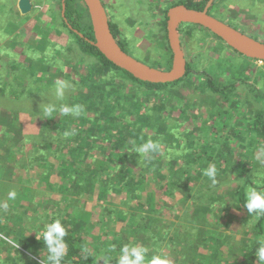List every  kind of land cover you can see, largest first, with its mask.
Instances as JSON below:
<instances>
[{"label":"trees","instance_id":"16d2710c","mask_svg":"<svg viewBox=\"0 0 264 264\" xmlns=\"http://www.w3.org/2000/svg\"><path fill=\"white\" fill-rule=\"evenodd\" d=\"M139 1L142 2V0ZM253 1H256L257 3L264 2V0ZM103 2L107 7L106 2L104 0ZM217 2L218 0H216V3ZM207 3V0L201 2L194 0H182L174 2L173 4H186L191 8L204 9ZM62 6L63 0H60V10L57 11L51 8L50 11L52 18L56 21H60L61 27L71 35V40L67 47L54 42L58 45V49L56 50L57 56H63L67 62L70 59L69 53H74L75 55L78 54V57H80L82 61L80 64L77 62H75V64H79L81 67L84 61L88 62L92 57L95 58L93 65H88L86 63V65L82 67L86 69V73L82 74L80 80H75L72 75H67V73L64 74L65 80L68 79L76 85L74 87V91H78V93L80 91L81 94H66L64 95L65 98L60 100L56 95V90L52 91V88L49 90L48 87L44 88L43 86H39L37 84L28 88V85L22 84L19 80H17L19 86H26V88L24 87L23 92L15 97L9 96L14 102L15 107L21 108L28 104L26 109L32 110L37 108L40 110L37 113V119L34 120L35 123L41 126L39 133H34V131L25 132L24 129L19 126L21 124V119H16V112L14 110L13 112H10L9 108H7L9 106L2 103L0 94V149L3 150V153L0 154V179L10 180L11 176H13V179L18 177V174L14 175L13 172L17 166V162L23 160L28 164L30 171H33L35 175L41 176L42 180L47 181L50 184V181L48 180L52 173L48 171L46 172L45 166H54L51 162L52 160L50 159L49 154L57 153L58 158L62 159L61 163H64L62 171L63 175H68L70 177V179H68V182L71 184L70 186L76 188L74 192L76 194H84L87 192L92 193L95 187L98 186L100 189L99 196L104 199L105 206L108 209V215L111 216L108 221L110 229L106 230L105 234L107 237L105 239L102 237L103 235H94L93 239L86 240L87 237H83L86 235L84 232L81 233V229L84 227L87 232H89L97 225V222L92 220V212L90 210L82 207L78 211L72 213L70 212L69 217L71 218L66 216L69 212H66V210L63 215H50V221L47 223L52 222L54 219H60L67 232V235L64 238L67 244V252L62 264H105L106 260L108 264H117L120 249L125 244L138 245L139 242L147 244L149 240L157 239L158 241L153 243L155 246L161 243L160 238L166 240V234L170 233L167 232L168 230H164L163 233L162 226H156L152 223L150 226L148 223L143 224L142 221L137 222V220H134L135 214H130L128 216L127 214L129 212L120 208L121 205L133 207L135 201H138L140 210H144L146 208H149L151 211L158 210V203L154 200L155 194L150 192L148 195H144L145 189L147 188V181L145 180L144 174L142 178L139 179V174L135 173L132 165L126 164L129 159H126L124 154L117 152V149L120 147L128 146V148H130V139H132L130 135L132 133H135L133 137L137 140L136 142L139 146L149 140L153 141L157 145L155 151L149 152V155L146 157V163L148 164V167H150L157 163V161H159L160 164L167 162L168 173L165 174L163 171L161 172L162 168L159 166V173L157 172V174L165 181V194L167 196H173L176 194L175 198L172 200L177 206L183 205L186 201L191 200V194L188 193L190 183L192 181L197 182L199 178L202 179L203 182V180L207 177L204 175V171L212 163H214L216 168V177H219L221 174L222 178L225 176L222 183L220 181L222 186H227L230 189V185L236 184V187L233 189V192H230V194L233 199V204H237L238 207L243 206L244 208L246 192L249 187H254L257 190L264 191V165L262 163V161H264V155L261 157L257 156L258 152L262 150V146H264V83L259 89L253 86L258 104L256 106L254 105L255 111L252 109L248 115H246V117L254 115L248 118L249 122L248 120L246 121L248 124L253 123L254 125L253 128H250V131L255 132L252 134V140L255 141L259 136L263 137L259 144L253 147V153L251 156L246 158H244V156L243 158L237 157L230 146L232 143L230 135L228 133L225 134L226 132L219 133L218 127L213 126H221V122H217V119L215 118L216 115L214 114L215 119L212 123L210 121L206 122L201 120V122L198 121L197 126L191 129V131L188 129L182 133L186 137V140L192 139L190 141H186V144L193 150H196L195 155L197 158H190L188 168L186 165L178 167L176 163L179 158L171 154V149L169 147L170 145H173L172 143L174 141L182 138L180 135L181 132L179 130V125H184L185 122L183 123L182 121L183 113L186 106L190 108L191 105L189 102L185 103L181 100V95L176 87L193 74L191 72L192 65L188 64L186 75L175 82L151 83L137 79L129 72L117 67L95 44H93V42L96 41V38L88 7L83 0H65V16L62 12ZM168 10L169 9H166L165 11L167 16V31L165 33V38L168 43L167 47L171 51L170 43L168 41L167 28ZM13 11L14 8L10 9L9 13H12ZM85 17L88 18L86 27L82 24V20ZM189 24L196 25L192 23ZM239 24L240 25L235 24L236 26H233L238 29H242L243 24L240 22ZM110 25L113 34L126 52H130L135 57L147 63H151L155 67L162 69H170L172 67V60L164 53L161 54V58L157 60H153L152 53H149L148 57L153 62H150L146 58H140L141 56L139 55L137 56L135 54L136 52L134 50L132 40L124 37L126 35L123 33L120 24L114 22L110 18ZM190 25H185V29L187 27H190L191 29L189 31L186 29L185 33L186 35L188 33L191 36L193 35V32ZM45 28H47L46 25ZM208 31L210 32V30ZM251 32L254 33L255 31L251 30ZM212 35L218 37L213 33ZM49 40L50 42H53V40ZM43 41H45V39ZM43 41H35L34 38L31 42L33 44H38ZM230 48L233 49L232 47ZM30 50L32 51L31 53L33 56L28 58V66L22 68L21 71L23 72L24 69L28 70L29 74H33L30 75L31 77L34 76V78L38 79H42V77L38 75L39 72L48 75V79L43 80L48 85L52 84L53 81L58 82V74L62 72L64 73V68L61 69V64H55L56 70L52 73L51 68L54 66V63L50 62L46 56H43L46 49L38 50L31 48ZM233 50L238 53L235 49ZM234 61L236 60H232V66L235 64ZM241 65L244 66L242 63ZM18 68L19 64H11L10 66H2L1 70H15L18 72ZM31 71L36 72L32 73ZM111 73L112 75L109 77ZM240 73L242 72L240 71ZM121 74H124L133 81H136L139 85L143 86L148 93L150 91L151 93L144 97L135 96L134 98H131L133 97L131 94L124 95L123 90L121 89L122 87H119V84L121 85L122 83L116 82L118 79L117 77ZM243 77L244 80H246L245 78L247 77L244 75ZM9 79L10 77H7V80ZM202 80V90H205V93L207 92L206 95H209L210 99L215 100L216 104V95L222 96L225 99H230L232 91L236 88V84L234 82L227 83L219 81V79L215 78L213 73H209L208 71L204 72V78ZM91 81L97 82V90H95L94 85L91 86L88 84ZM117 87L119 96L114 102L111 101V96L117 91ZM198 90L201 91V89ZM105 94L108 95V98L104 96ZM84 96L87 100H89V103L82 100ZM173 100L182 102V105H185V108H183L184 111H182L178 118L175 111V108L178 107H176ZM126 102H129V105H127ZM49 104L56 107V111L51 114L44 111L45 107ZM61 104H79L82 106L81 114L79 116H73L70 114L63 115L60 112ZM98 105H105L106 109L108 107L115 109L114 116H109L108 109H98ZM92 108H94L96 112L87 116V112L91 111ZM162 115L164 116L165 121L160 119ZM198 119L201 118L199 117ZM177 120L182 122H179L178 125ZM18 122L19 125L17 124ZM159 126H162L164 132L160 133L158 131ZM208 131H215L218 135L209 136L207 134ZM65 133L70 134L65 136ZM163 133L164 135H162ZM106 134H109L111 139L116 141L114 150H111L110 152L109 160L120 163L109 167L105 166V162L103 160L97 163V156L95 154L100 144V141L98 140L99 135ZM205 135L209 137L207 138V141H199L202 140ZM33 139H35V141L36 139H40L42 143L46 141L47 144H50V151L43 154L40 149L36 150V147L41 146V143L35 145L33 143ZM163 141L165 142L163 143ZM53 142H55L56 145H62V148H53ZM16 145L19 148L22 145L20 149L22 152L21 156H18L14 151ZM161 146L164 149L165 155H163V152H159ZM174 146L181 147V144H175ZM246 146L247 144H245V147ZM61 149H64V151ZM175 151L179 150L176 149ZM137 155L139 154L137 153ZM164 158L169 159V161L166 159L163 161ZM131 162L133 165H140L137 157ZM70 170L78 172L79 176H75L74 174L70 175ZM103 170L104 173H102ZM109 171L110 173H108ZM230 173L233 177L229 176ZM105 174H108V177L110 178L116 176L114 178L116 180L114 183L121 184L119 189L113 187L112 184L106 183L107 181L103 178V175ZM112 180L109 182H112ZM3 184L5 185V183ZM203 186L204 184L199 187L202 188ZM112 189H117L120 194L126 193V198L123 199V197L120 200L121 203L116 202L115 200L110 201L108 199L110 196L109 190ZM26 191L27 190L19 184L17 186L10 185L5 200L0 201V233L3 234V236H0V255L4 250L2 242L9 245V241L12 242L14 240L19 242L23 248L30 251L31 255L27 256V253L25 252H20V255L23 254L26 257H14L13 255L8 254L5 258L0 257V264H5L6 262L9 264H23V260H27L28 264H43L39 258L44 257L45 260L47 256V249L45 248L44 242L37 239V233L39 234L38 238L42 239L44 229L40 231V228H38L37 233L29 235H24L23 232L15 229L18 218L23 217L24 215V212L20 209V207L23 205L22 202L24 197L27 198ZM4 192H6L5 189ZM11 192L16 193L15 199L9 198V193ZM195 197L196 199H194V201H197L198 203L194 205V207H191L193 212L190 213L188 211L189 207H187V211H185L184 216H182V218L188 223H186V225L181 224V231H176L171 238L176 239L185 234V238L183 239L184 241L188 240V236L195 237V239H197L196 241L201 245L204 246L205 244L208 249L211 248L209 251L211 256L206 258L205 253H200L196 250L193 251L189 248L183 255H181V257L184 256L185 259L181 260L180 258V261H185L184 264H188V262H191V264L259 263L255 256V249L258 247L257 241L264 238V214H248V220H252L249 223H251L254 227L255 237L248 240L247 243L240 248L242 253L240 258L228 261V258L222 256V248L225 246L222 238L215 239L213 230L209 228H212L213 224L208 223L209 227H206L201 225L200 220L196 221L199 218V213L203 211L207 214V212L211 210L213 200H223L224 196L217 192L208 195L204 191L198 190L197 188L195 190ZM66 200L69 202L68 205L70 209L73 200L68 198ZM5 205H7V207H5ZM225 207L227 208V206ZM146 210L148 211V209ZM245 211H247L246 208ZM194 213L196 216L193 219ZM138 218H144V216H139ZM117 220L129 222L131 227L129 228V225H127L126 234L124 232L125 230L120 232L115 231V226L113 224ZM156 221H158V219ZM101 224H105V221ZM148 233L152 234V236H148ZM4 237L11 240L5 241ZM183 241L180 243L181 246ZM214 242L215 245L213 246ZM151 256L152 253L148 252V258ZM198 257H200L199 262H197ZM222 261H224V263H221Z\"/></svg>","mask_w":264,"mask_h":264},{"label":"rangeland","instance_id":"374dc122","mask_svg":"<svg viewBox=\"0 0 264 264\" xmlns=\"http://www.w3.org/2000/svg\"><path fill=\"white\" fill-rule=\"evenodd\" d=\"M104 1L107 5L106 8L109 18L120 24L123 33L126 35L124 37L132 40V43L134 44V50L136 52L134 53L137 56L139 55L141 56L140 58H146L150 62H153L148 57L149 53H152L153 60L161 58V54L164 53L169 56L171 60L173 59V53L167 47L168 43L167 39L165 38V33L167 31V16L165 11L174 5V2H179L182 0H142V2L139 0ZM194 1L201 2L204 0ZM208 1L209 0H207V2ZM18 2L19 0H0V29H4L8 32V34L12 33L10 38H15V41L17 42V45L13 47L14 52H12L11 47L7 44H0L1 101L4 105L9 106L7 108H9L10 112H13V110L16 112L15 118L18 120L21 119V124L19 125V122L17 124L21 126L25 132L34 131V133H39L41 126L35 123L34 120L37 119V113L40 110L37 108L28 110L26 109L28 104L21 108L15 107L14 102L10 98V96L15 97L16 95L22 93L24 87L26 88V86H19L17 80H19V82L22 84L28 85V88H31L34 84H37L39 86H43L44 88L48 87L49 90L52 88V91L57 89L58 82H63L68 85L64 89V95H72L73 93H78V91H74V87L76 85H74L68 79L65 80L64 74L67 73V75H72L75 80H80L82 74L86 73V69L82 67L86 65V63L88 65H93L95 58L91 56V61H84L81 67L79 64L81 63L82 59L78 57V54L75 55L74 53H69L70 59L67 62L63 56H57L56 50L58 49V45L55 43L67 47L71 40V35L61 27L60 21H56L54 18H52L50 11L51 8L57 11L60 10V0H32L33 8L29 13L23 14L20 9L9 13V10L12 9L15 4H18ZM239 7L240 10H237ZM214 9L216 12V17L221 19L219 16H225L227 17V20H221H224L232 25H235L236 23L243 20L244 25L242 26L249 31V35H254L257 38L260 37L259 39L264 41V2L257 3L253 0H218L217 7ZM246 19L248 22H246ZM87 21V17L83 18L82 20V24L85 27L87 26ZM45 25L47 28H45ZM185 25L190 24L182 23L180 25V28H182V30L180 29V33L182 35L181 41L186 59H191L190 65H192L191 72L193 74L181 82L176 88L179 90L181 100L185 103L189 102L191 106L190 108L187 106L185 108V105H182V102L173 100L176 107H178L175 108L177 118L180 116L182 111H184L183 108H185L182 116V121L183 123L185 122L184 125H179V122L182 121L177 120V124L180 126L179 130L181 132L180 135L182 138L180 140L174 141L172 143L173 145H170L169 147L171 149V154L179 158L176 165L178 167L186 165L188 168L190 164V158H197L195 155L196 150H193L186 144V141H190L192 139L186 140V137L182 133L188 129L191 131V129L197 126L198 121L201 122V120H203L206 122L210 121L212 123L215 118L217 119L218 123L221 122V126L212 125L218 127L219 133L226 132L225 134L228 133L230 135L232 142L230 146L237 157H249L253 153V147L259 144L261 139H263L262 136H259L255 141L252 140V134L255 132L250 131V128H253L254 125L253 123L248 124V118L254 115H250L248 117H246V115H248L252 109L255 111V106L258 104L253 86L257 89L263 86L264 61L248 58L245 55L235 52L222 39L212 35V33H210L208 29L204 27L190 25L192 27L193 35L190 36L188 33L186 35L185 30L188 29L187 31H189L191 29L190 27L185 29ZM246 30L243 31L246 32ZM251 30H254L255 32L251 34ZM30 37L35 38V41H43L44 39L45 41L38 44H33L31 42V44H27L25 46L27 39H30ZM49 39L53 40V42H50ZM31 48L38 50L46 49V52L43 56H46L50 62L54 63V66L51 68L52 73L56 70L55 64H61V69L64 68V73L62 72L58 74V82L53 81L52 84L48 85L43 81L48 79V75L39 72L38 75L41 76L42 79H38L34 78V76L31 77L30 75L33 74H29L28 70L24 69L23 72L21 71L22 68L28 66V58L33 56L31 53L32 51L30 50ZM25 59H27L26 63H24ZM234 59L236 61H234L235 64L232 66V60ZM19 62L24 64H19ZM75 62L79 64H75ZM241 63L244 64V66H242ZM11 64H19L18 72L15 70H1L2 66H10ZM206 71L213 73L215 78L219 79V81L227 83L234 82L236 84V88L234 91H232L230 99H225L222 96L216 95V104L215 100L210 99L209 95H206L207 92L205 93V90H202L203 88L201 86L203 81L202 79L204 78V72ZM240 71L242 73H240ZM31 72L35 73L36 71ZM111 75L112 73L109 75V77H111ZM243 75L247 77L245 78L246 80H244ZM7 77H10V79L7 80ZM117 78L118 79L116 82L122 83V86L119 84V87H122L121 89L123 90L124 95L131 94L133 95L131 98H134L135 96L144 97L151 93V91L148 93L143 86L139 85L136 81H133L124 74H121ZM88 84L91 86L94 85L95 90H97V82L91 81ZM198 89H201V91ZM78 94H81L80 91ZM104 96L108 98L107 94ZM118 96L119 92L117 87V91L111 96V101L115 102V99H117ZM82 100L89 103V100H87L85 96L82 98ZM126 103L129 105V102ZM99 108L101 110L108 109L110 117H113L115 114V109L110 107L106 109L105 105H98V109ZM89 112H87V116H90L89 114H93V112L96 111L94 108H92ZM214 114L216 115L215 118ZM164 115L166 116V114ZM199 117L201 119H198ZM160 119L164 120V116L162 115ZM247 120L248 122H246ZM158 131L160 133L164 132L162 126H159ZM134 134L135 133H132L130 135L132 138L130 139V148H128V146L120 147L117 149V152L124 154L126 159H129L126 164L132 165L135 173L139 174V179L142 178L144 174L145 180L147 181V188L145 189L144 195H148L150 192L155 194L154 200L158 203V210L151 211L149 208H146L148 211L146 209L140 210L138 201H135L133 206L134 208L126 207L125 205H121L120 208L127 210L129 212L127 214L128 216L130 214H135L134 220H137V222L142 221L143 224L148 223L150 226L151 223L156 226H162L163 233L164 230H168L167 232H170L166 234V240L160 238L161 243L158 245L154 246L153 244L158 241L157 239H151L147 242V244L139 242L138 245L147 247L149 249V253H152V255L159 252L160 250H163L164 254L168 257L170 264H184L185 261L181 262L180 258L181 260L185 259V257H181V255H183L184 252L189 248H191L193 251L196 250L200 253H205L206 258L211 256L209 253L211 248L208 249L205 244L204 246L201 245L196 241L197 239H195V237L188 236V240L184 241L183 239L185 238V234L176 239L171 238L176 231H181V224L186 225V223H188L182 218V216H184L185 211H187V207H189L188 211L190 213L193 212L191 207H194V205L198 203L197 201H194V199H196L195 190L198 188V190L204 191L208 195L215 192L220 193L224 196V199L213 200L211 210H209L207 214H205L203 211L199 213V218L196 221L200 220L201 225L206 227H209L208 223L213 224L212 228H209L213 230L215 239L222 238L223 244L225 245L224 248H222L223 257L228 258V261L240 258L242 255L240 248L245 243H247L248 240H251L255 237V231L253 225L249 223L252 221L248 220L249 213L245 211L243 206L238 207L237 204H233L232 202L233 199L230 192H233L236 184L230 185V189L227 186H222L221 183L225 177L224 176L222 178V174L215 178V184L212 183V180L209 177H206L203 182L202 179L199 178L197 182L192 181L190 183V189L188 193L191 194V200L186 201L183 205L177 206L172 200L175 198L176 194L173 196H167L165 194V181L157 174L159 171V166L162 168L161 172L163 171L165 174L168 173L167 162L160 164L159 161H157V163L148 167V164L146 163V157L149 155V153L146 156H141L140 154L137 155L135 149L139 145L136 142L137 140L133 137ZM207 134L209 136L218 135L215 131H208ZM162 135H164V133ZM207 138L209 137L205 135L202 140L199 141H207ZM33 140L35 145L41 143V146L36 147V150L40 149L41 153L43 154H46L50 151V144H47L46 141L42 143L40 139H36V141L35 139ZM98 140L100 141V144L97 151L95 152L97 156V163L103 160L105 162V166L107 167L120 164L109 160L110 152L111 150H114L116 141L112 140L109 134L99 135ZM164 142L165 141H163V143ZM175 144H181V147H176L174 146ZM245 144H247L246 147ZM52 146L53 148H62V145H56L55 142H53ZM21 147L19 148L17 145L15 146L14 151L18 156L22 155V152L20 151ZM176 149L179 151H175ZM61 150L64 151V149ZM2 151L3 150L0 149V154L3 153ZM159 152H163V155H165L162 146L160 147ZM49 155L50 159L52 160L51 162L54 164L53 167L45 166L46 172L48 171L52 173L48 180L50 181V184L49 182L42 180L41 176L35 175L33 171H30L28 164L23 160L17 162V166L13 172L14 175L18 174V177L13 179V176H11L10 180L0 179V197H2L0 198V201L5 200L10 185L17 186L19 184L27 190V198L24 197L22 202L23 205L20 207V209L24 212V215L23 217L18 218L15 229L17 231L23 232L24 235L35 234L38 231V228H40V231L44 229L47 222L50 221V215H63L65 214L66 210V212L69 211L66 216L71 218L69 217L70 212L72 213L78 211L83 207L92 212V220L97 222V225L94 226L89 232H87L86 228L84 227L81 229V233L84 232L86 235L83 237H87L86 240H88L93 239L94 235H103L102 237L105 239L107 237L105 234L106 230L110 229L108 221L111 216L108 215V209L105 206L104 199L99 196V187L96 186L92 193L87 192L84 194H76L74 192L76 188L71 187V184L68 182L70 177L68 175H63L62 173L64 164L61 163L62 159L58 158L57 153ZM263 155L264 146H262V150L258 152L257 156L261 157ZM136 157L140 162V165L138 166L133 165L131 162L135 160ZM165 159L166 158H164L163 161ZM166 160L169 161V159ZM262 163L264 165V161H262ZM211 165H214V163ZM70 171V175L74 174L75 176H79L78 172L72 170ZM102 173H104V170ZM108 173H110V171ZM229 176L233 177L231 173ZM115 177L110 178L108 177V174L103 175V178L107 181V184H112L113 187L119 189L121 184L114 183L116 181L114 179ZM110 180H112V182H109ZM3 183H5V185ZM203 184L204 186L202 188L199 187ZM4 189L6 192H4ZM117 189L109 190L110 196L108 199L110 201L115 200L116 202H120L123 197V199L126 198V193L120 194ZM67 198L73 200L70 209L68 205L69 202L66 200ZM225 206H227V208ZM139 216H144V218H138ZM195 216L196 215L194 213L193 219ZM157 219L158 221H156ZM104 221L105 224L102 225L101 223ZM113 225L115 226V231L120 232L125 230V234L127 233V225H129V228L131 227L128 221L120 220L114 222ZM0 236H3V234L0 233ZM148 236H152V234H149ZM4 240L7 241L11 239L4 237ZM182 241L183 244L181 246L180 243ZM2 245L4 246V250L0 255L2 258H5L8 254L13 255L14 257H26L23 254L20 255V252L27 253V256L31 255L30 251L23 248L19 242L15 240L12 241V243H9V245H7L5 242H2ZM214 245L215 242L213 246ZM39 260L43 262L44 257H40ZM199 261L200 257L197 259V262ZM22 263L28 264V261L23 260ZM221 263H224V261ZM5 264L9 263L6 262ZM188 264H191V262H188Z\"/></svg>","mask_w":264,"mask_h":264},{"label":"water","instance_id":"95a60500","mask_svg":"<svg viewBox=\"0 0 264 264\" xmlns=\"http://www.w3.org/2000/svg\"><path fill=\"white\" fill-rule=\"evenodd\" d=\"M88 7L96 41L93 42L117 67L145 82L169 83L183 78L188 61L182 46L180 25L192 23L210 30L229 47L252 59L264 61V41L219 19L210 11L215 0H209L204 9L186 4L172 6L168 10V41L173 53L172 67L162 69L126 52L111 30L110 18L102 0H83ZM19 9L27 14L33 8L32 0H19Z\"/></svg>","mask_w":264,"mask_h":264},{"label":"clouds","instance_id":"9594fccd","mask_svg":"<svg viewBox=\"0 0 264 264\" xmlns=\"http://www.w3.org/2000/svg\"><path fill=\"white\" fill-rule=\"evenodd\" d=\"M67 86L68 85L66 83L58 82L56 89L58 99L63 100L64 89ZM44 111L51 114L52 112L56 111V107L49 104L45 107ZM81 111L82 106L79 104H61L60 106V112L63 115L70 114L73 116H79ZM69 134L70 133H65V136ZM156 148L157 145L153 141L149 140L148 142L136 147L135 151L141 156H146L149 152L155 151ZM216 174L217 172L214 165H210L204 171V175L209 177L213 184L216 183ZM15 195V192H11L9 193V198L15 199ZM5 207H7V205H5ZM244 208L247 209L250 215L264 214V191L257 190L254 187H249L246 192ZM66 235V228L60 219H54L52 222L45 225L42 239L38 238L39 234L37 233V239L42 240L45 244V248L47 249V256L43 261V264H62L67 252V244L64 239ZM9 243L12 242L9 241ZM257 244L258 247L255 249V256L259 261V264H264V238L258 240ZM148 252L149 249L147 247L125 244L120 249V255L117 259V264H170V261L164 254L163 250L154 253L150 258H148ZM105 264H108L107 260L105 261Z\"/></svg>","mask_w":264,"mask_h":264},{"label":"crops","instance_id":"0c3cea01","mask_svg":"<svg viewBox=\"0 0 264 264\" xmlns=\"http://www.w3.org/2000/svg\"><path fill=\"white\" fill-rule=\"evenodd\" d=\"M19 3V2H18ZM14 10H19V4H15L14 5ZM11 32V31H10ZM11 34L12 33H9L8 34V32L7 31H5L4 29H0V44L1 43H5V44H7L8 46H10L11 47V50H12V52H14L13 51V47H15L16 45H17V42L15 41V38H10L11 37ZM33 37H34V34H33ZM34 38H31L30 37V39H27V41H26V44H25V46L27 45V44H30L31 43V41L33 40ZM24 42V41H23ZM19 43V42H18ZM25 43V42H24ZM27 62V59H25V62L24 63H26ZM24 63H21V62H19V64H24ZM17 69V68H16ZM41 73V72H40Z\"/></svg>","mask_w":264,"mask_h":264},{"label":"flooded vegetation","instance_id":"af4514ba","mask_svg":"<svg viewBox=\"0 0 264 264\" xmlns=\"http://www.w3.org/2000/svg\"><path fill=\"white\" fill-rule=\"evenodd\" d=\"M207 5V4H206ZM63 9H62V12H63V15L65 16V0H63ZM217 7V3H216V0L212 3V5L210 6V11L212 12V14L213 15H215L216 16V12H215V9L214 8H216ZM171 8V7H170ZM169 8V9H170ZM237 10H240V7L237 9ZM223 14H225V13H223ZM230 14V13H229ZM167 15H168V13H167ZM221 19H224V20H227V17H225V16H219ZM246 22H248L247 21V19H246ZM240 23H242L243 25H244V21L242 20ZM236 24H238V25H240L239 24V22L238 23H236ZM181 30H182V28H180ZM243 30H246L244 27L242 28ZM246 32L247 33H249V31L248 30H246ZM250 34V33H249ZM251 34H252V32H251ZM181 38H182V35H181ZM134 51V50H133ZM188 59V58H187ZM191 63V59H188V64H190Z\"/></svg>","mask_w":264,"mask_h":264},{"label":"bare ground","instance_id":"6f19581e","mask_svg":"<svg viewBox=\"0 0 264 264\" xmlns=\"http://www.w3.org/2000/svg\"><path fill=\"white\" fill-rule=\"evenodd\" d=\"M103 1V0H102ZM104 3V2H103ZM105 5V4H104ZM106 7V6H105ZM254 37H256V36H254ZM257 38V37H256ZM257 39H259V38H257ZM263 41V40H262Z\"/></svg>","mask_w":264,"mask_h":264}]
</instances>
